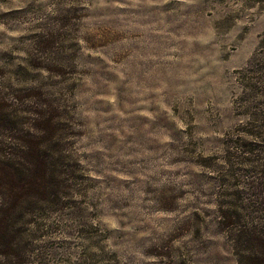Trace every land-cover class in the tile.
Segmentation results:
<instances>
[{"label":"clouds","instance_id":"1","mask_svg":"<svg viewBox=\"0 0 264 264\" xmlns=\"http://www.w3.org/2000/svg\"><path fill=\"white\" fill-rule=\"evenodd\" d=\"M12 10L0 264H264V0Z\"/></svg>","mask_w":264,"mask_h":264},{"label":"rangeland","instance_id":"2","mask_svg":"<svg viewBox=\"0 0 264 264\" xmlns=\"http://www.w3.org/2000/svg\"><path fill=\"white\" fill-rule=\"evenodd\" d=\"M2 2L5 4V6H8L10 4V0H2ZM19 12L16 10L8 11V12H0V19H5L9 17H17L19 16ZM41 194H44V192L41 191ZM0 227H2V224H0ZM85 255H88L86 252ZM89 259H92L91 256H89Z\"/></svg>","mask_w":264,"mask_h":264},{"label":"trees","instance_id":"3","mask_svg":"<svg viewBox=\"0 0 264 264\" xmlns=\"http://www.w3.org/2000/svg\"><path fill=\"white\" fill-rule=\"evenodd\" d=\"M0 108H2V105H0ZM42 192H44L45 190L44 189H41Z\"/></svg>","mask_w":264,"mask_h":264}]
</instances>
